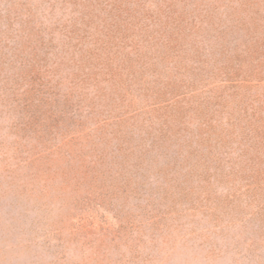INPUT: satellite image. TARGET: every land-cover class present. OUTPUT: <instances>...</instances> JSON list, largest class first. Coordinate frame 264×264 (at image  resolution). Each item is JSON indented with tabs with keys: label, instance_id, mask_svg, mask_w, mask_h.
I'll return each instance as SVG.
<instances>
[{
	"label": "rangeland",
	"instance_id": "rangeland-1",
	"mask_svg": "<svg viewBox=\"0 0 264 264\" xmlns=\"http://www.w3.org/2000/svg\"><path fill=\"white\" fill-rule=\"evenodd\" d=\"M0 264H264V0H0Z\"/></svg>",
	"mask_w": 264,
	"mask_h": 264
}]
</instances>
